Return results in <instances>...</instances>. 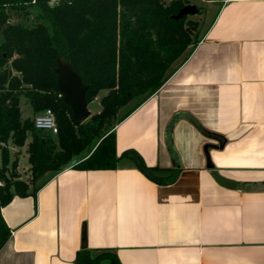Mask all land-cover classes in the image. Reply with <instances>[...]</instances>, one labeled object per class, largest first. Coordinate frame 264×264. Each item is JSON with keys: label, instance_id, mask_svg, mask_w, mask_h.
<instances>
[{"label": "crops", "instance_id": "crops-1", "mask_svg": "<svg viewBox=\"0 0 264 264\" xmlns=\"http://www.w3.org/2000/svg\"><path fill=\"white\" fill-rule=\"evenodd\" d=\"M205 3L189 58L113 129L159 181L127 159L48 177L1 208L0 264H75L83 241L120 264H264V0Z\"/></svg>", "mask_w": 264, "mask_h": 264}, {"label": "trees", "instance_id": "trees-1", "mask_svg": "<svg viewBox=\"0 0 264 264\" xmlns=\"http://www.w3.org/2000/svg\"><path fill=\"white\" fill-rule=\"evenodd\" d=\"M210 1V0H206ZM187 0H0V167L15 178L17 159L10 162L4 146H26L31 183L10 181L0 173V210L13 197L34 194L35 181L68 169L115 170L120 160L133 162L158 182L133 150L117 156L114 127L117 114L131 101L135 108L169 79L201 41L199 24L185 16L173 20ZM197 14L201 8L196 7ZM23 14L31 25L11 24ZM69 63L88 87L86 102L106 91L101 111L83 123L72 118L58 92L57 58ZM34 114L49 109L57 126L56 139L36 130L33 119L22 120L19 97ZM133 107V108H134ZM10 231L0 212V249ZM75 264H120L111 251L81 248Z\"/></svg>", "mask_w": 264, "mask_h": 264}, {"label": "rangeland", "instance_id": "rangeland-1", "mask_svg": "<svg viewBox=\"0 0 264 264\" xmlns=\"http://www.w3.org/2000/svg\"><path fill=\"white\" fill-rule=\"evenodd\" d=\"M190 4L189 5H194L196 7L201 8V13L196 14L194 16H189L191 20L198 22L199 24V29H200V34L204 33L207 24L209 23L211 19V12H213V8L209 5H205L206 0L204 2H201V0H187ZM32 18L33 15L31 14L29 18H25L23 14L18 15V16H13L10 20L11 24H20V25H31L32 24ZM1 41V37H0ZM105 94V91L99 92L97 97L88 103L87 109L91 113V115L98 114L101 111V106H100V99L101 96ZM141 98L135 99L131 101L128 105L120 109V111L117 114V120L122 118L128 111H130L139 101ZM19 109L21 113V118L22 120L25 119H33L35 116L39 115L41 112L34 114L29 106L28 101L23 95H20L19 97ZM52 139H56L55 135L49 134ZM4 149L8 151L9 154V159L10 162H12L14 159H17V167L15 168V174L16 177L14 178L12 176V173L10 172V165L8 164V171H5V168L2 166L0 167V173H4L5 177L9 179L10 181H14L12 179H18L20 181H23L27 184L31 183V176L29 173V165L27 162V155H26V146L22 148H16L11 145L4 146ZM1 152V150H0ZM48 178V175L43 176L41 179L35 181V187L40 185L45 179ZM1 183V182H0ZM3 185V182L1 183Z\"/></svg>", "mask_w": 264, "mask_h": 264}, {"label": "water", "instance_id": "water-1", "mask_svg": "<svg viewBox=\"0 0 264 264\" xmlns=\"http://www.w3.org/2000/svg\"><path fill=\"white\" fill-rule=\"evenodd\" d=\"M196 14V6L186 5L172 19L177 21L185 16H194ZM54 72L57 76L58 92L62 96L64 104L70 108L72 118L79 123H83L91 116L86 102L88 87L82 83L80 77L72 70L71 65L59 57L57 58V67ZM219 143L220 146L218 148H221L223 145L221 141ZM207 150L208 147H205V155H207ZM78 162L77 160L73 161L69 168ZM82 248H86L85 241H83Z\"/></svg>", "mask_w": 264, "mask_h": 264}, {"label": "built area", "instance_id": "built-area-1", "mask_svg": "<svg viewBox=\"0 0 264 264\" xmlns=\"http://www.w3.org/2000/svg\"><path fill=\"white\" fill-rule=\"evenodd\" d=\"M33 125L36 130L47 132L52 135L57 134V126L53 113L47 109L33 118ZM1 185V183H0Z\"/></svg>", "mask_w": 264, "mask_h": 264}]
</instances>
